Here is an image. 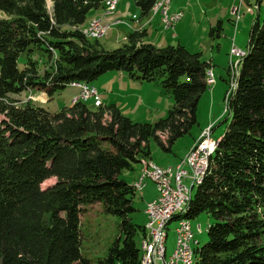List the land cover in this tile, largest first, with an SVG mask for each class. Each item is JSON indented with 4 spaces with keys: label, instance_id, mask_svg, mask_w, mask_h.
Listing matches in <instances>:
<instances>
[{
    "label": "trees",
    "instance_id": "1",
    "mask_svg": "<svg viewBox=\"0 0 264 264\" xmlns=\"http://www.w3.org/2000/svg\"><path fill=\"white\" fill-rule=\"evenodd\" d=\"M155 1L135 0L142 15L151 14ZM51 2L0 0V264H141L137 237L145 224L130 216L137 188L121 172L150 157L151 137L171 149L190 131L210 86L211 63L182 42L145 41V31L131 30L126 41L106 47L82 29L105 0ZM221 28L220 22L212 25L210 34ZM23 51L29 55L21 67ZM114 69L141 80L161 79L174 97L167 115L138 121L114 103L95 107L83 99L51 111L43 101L20 94L52 95L72 80L94 84ZM227 107L226 129L183 214L206 212L211 218L208 239L195 249L197 264H264V19L259 16ZM50 177L54 181L44 185ZM95 202L121 218V233L96 261L83 252L81 228L85 205Z\"/></svg>",
    "mask_w": 264,
    "mask_h": 264
},
{
    "label": "rangeland",
    "instance_id": "2",
    "mask_svg": "<svg viewBox=\"0 0 264 264\" xmlns=\"http://www.w3.org/2000/svg\"><path fill=\"white\" fill-rule=\"evenodd\" d=\"M182 1H184V3L180 4L179 8L184 11V15L176 21L174 25L166 26L163 21L161 23L156 22L151 30L153 29V33L156 36H174V38H176L175 43H179V39H183L188 43L189 46L187 47L190 50H200L205 60L215 56V63L212 66L216 80L201 95L197 109V122L193 124L190 131L180 135L172 143L171 149L164 148L157 138H150L149 145L153 156V158H151L161 165L166 166L175 163L179 159L181 160L191 144H193L195 139L199 136L200 132L209 126L208 124L212 126V136L214 138L219 139V135L225 131L228 119L231 116L227 107L228 102L226 101V95L229 88L232 90V85H230L229 81V65L231 62L230 46L233 42L232 37L235 34V43L247 49L254 20L258 16L261 21L264 19V0H179L178 2ZM49 3L52 4L51 0H49ZM103 4L100 6L104 7L107 13H111L107 17L109 23L108 31L105 35L100 37L101 42H103L106 47H116L123 41H126L129 36V31L131 30L146 32L142 20L140 18L135 20L132 17L134 11L137 10L134 0H118L114 11H108L109 6L106 1ZM234 6H239L240 10L243 11L241 18L238 20L236 31L233 22L234 13L232 12ZM152 13L153 11H151V14ZM91 14H89V16ZM94 16L95 15L92 17ZM92 17H89L88 22ZM118 17L126 19L129 23L118 22L113 24L114 18L116 19ZM134 20L137 24L133 23ZM219 22L222 25L220 33L211 35V26L217 25ZM120 23L128 26L129 30L123 29L124 26L122 27ZM142 38L145 41L150 40L145 35ZM160 38L163 39L164 37ZM155 42L158 41L155 40ZM219 43L222 44L221 49L218 47ZM161 44L163 43H157V45ZM28 55L29 53L27 51H23L20 54L19 65L21 67L26 65ZM32 55L33 58L36 59L39 53L33 51ZM42 57L46 58V54H42ZM127 77H130L127 72L114 69L104 72L99 78L93 81L99 90H102L104 99L101 96L103 101L101 104L114 103L120 107L124 114L138 121L154 122L156 119L167 115L169 109L174 104V97L172 92L163 85L161 79L141 80L139 78H132L131 82H128V80L126 81ZM79 92V86L68 84L59 88L52 95H49V99L43 104L51 111H58L64 106L75 103L73 102V97ZM20 94L24 99H27V97H31L32 91L26 90ZM84 100L91 102V105L95 107L101 105L96 103V98L94 99V97L85 98ZM160 135V137L168 143L169 139L167 134L160 131ZM134 165V168L123 169L121 172V176L130 182L137 179L141 172L140 161L135 162ZM53 181L54 177H50L43 184H49ZM145 181V184L140 190H137L135 195L134 203L136 209L130 213L132 220L139 224H146L147 222V215L144 211L146 202L157 197L159 194L157 183L153 179L146 178ZM196 189L197 185L194 186L193 193ZM190 219L195 238L199 240V243H194V245L201 246L208 239L207 228L211 222V218L209 214L202 212ZM120 222L121 218L115 214L106 212L100 202L85 205L84 213L81 215L83 252L94 261H96L98 257L105 255L112 241L121 233ZM177 224V218H173L168 223L167 257H170L176 247ZM199 224L202 226L201 231L199 230ZM137 238H141V235L138 234ZM159 264H162L160 260ZM193 264H197L196 261H194Z\"/></svg>",
    "mask_w": 264,
    "mask_h": 264
},
{
    "label": "built area",
    "instance_id": "3",
    "mask_svg": "<svg viewBox=\"0 0 264 264\" xmlns=\"http://www.w3.org/2000/svg\"><path fill=\"white\" fill-rule=\"evenodd\" d=\"M109 6L108 11H113L118 0H105ZM172 0H156L152 6L153 13L160 11L162 21L166 26H172L183 15V10H171ZM233 22L235 31L238 20L242 16L239 6H234ZM135 20L139 19L137 13L132 16ZM127 22L126 19H117L114 23ZM109 23L102 20V17L95 15L90 19L87 25L82 29L86 35L93 38H100L108 31ZM233 42L230 46L231 62L229 65L230 85L226 95L228 102L230 92L234 90L237 84V78L240 71V60L247 52L235 43V34L232 37ZM236 57V58H235ZM206 79L211 85L216 77L213 66L209 65L206 69ZM72 85L80 86V92L73 97L76 102L78 99L96 98V103H103L99 89L96 85L86 81L72 80ZM32 96V94L30 95ZM212 126L204 128L194 143L187 150L181 160L175 165L163 166L151 157L141 159V172L137 179L133 181L137 190H140L145 184L146 178L153 179L158 186L159 194L152 200L147 201L145 211L147 222L145 224V233L141 235L140 247L142 250L141 264H193L196 259L195 244L199 240L195 238L191 219L183 213L187 211L189 200L193 194V188L201 182L209 166L210 154L215 150L218 138L212 136ZM178 219L176 226L177 241L174 252L167 257V236L168 223L173 219ZM199 230H202L199 224Z\"/></svg>",
    "mask_w": 264,
    "mask_h": 264
},
{
    "label": "crops",
    "instance_id": "4",
    "mask_svg": "<svg viewBox=\"0 0 264 264\" xmlns=\"http://www.w3.org/2000/svg\"><path fill=\"white\" fill-rule=\"evenodd\" d=\"M135 1V0H134ZM179 0H175V1H171V10H182V9H180L179 8V5L180 4H182V3H184V1H182V2H178ZM136 3V2H135ZM136 6H137V10H135L134 11V13H137L138 14V16H139V18L142 20V22L144 23V29H146V34H145V36H147L150 40H152L154 43H163V44H161L160 46H162V45H164V44H167V43H175L176 41H175V39L176 38H174V36H170V35H164V36H162V35H155L154 33H153V29L151 30V28L154 26V24L157 22V23H161L162 22V15H161V12L160 11H157L156 13H152V14H150V15H142V13H141V9H140V7L136 4ZM116 9V8H115ZM114 11V10H113ZM99 12V13H98ZM91 17L93 16V15H99V16H101L102 17V20L104 21V22H106V23H108V21H107V17H108V15H110L111 13H107L106 12V10L104 9V7H102V6H100V7H96V8H94L92 11H91ZM121 17H118V18H114V20H113V24H115L114 23V21L115 20H117V19H120ZM134 24H137V22L134 20V22H133ZM120 25H122V27H123V29H128L129 27L128 26H126V25H124V24H122V23H120ZM126 26V27H125ZM129 30V29H128ZM125 31V30H124ZM173 34H175V33H173ZM160 37H164L163 39L162 38H160ZM155 40H157L158 42H155ZM179 42H182V43H184L185 45H187V46H189L188 45V43L186 42V41H184L183 39H179ZM103 43V42H102ZM104 44V43H103ZM221 43H219V45H218V47L221 49V47H222V44L220 45ZM207 61H209L210 63H211V65H213L214 63H215V56H213L211 59H206ZM126 76V75H125ZM130 76V75H129ZM127 78H130V79H127ZM126 78V81L128 80V82H131V80H132V78H134V77H132V76H130V77H127ZM99 89V88H98ZM100 91V94H101V96H102V90H99ZM78 93H76L75 95H77ZM32 95L33 96H31V97H33V98H35V99H38V100H40V101H43V102H45L46 100H48L49 99V94L46 92V91H44V90H34L33 92H32ZM103 97V96H102ZM103 99H104V97H103ZM208 125H210V124H208ZM208 125H206V126H208ZM214 128V127H213ZM201 133V132H200ZM222 134V133H221ZM220 134V135H221ZM200 135V134H199ZM220 135H219V137H220ZM192 145V144H191ZM190 148V147H189ZM185 155V154H184ZM183 155V156H184ZM150 157H152L153 158V156H152V154L150 155ZM180 161V159L179 160H177L175 163H171L170 165H175V164H177L178 162ZM140 164H141V160H140ZM160 164V163H159ZM163 166H166V165H163ZM135 167V166H134ZM134 181V180H133ZM132 181V182H133ZM149 201V200H148ZM147 203V202H146ZM146 207V206H145ZM144 211H145V209H144ZM145 213H146V211H145ZM147 215V214H146Z\"/></svg>",
    "mask_w": 264,
    "mask_h": 264
},
{
    "label": "bare ground",
    "instance_id": "5",
    "mask_svg": "<svg viewBox=\"0 0 264 264\" xmlns=\"http://www.w3.org/2000/svg\"><path fill=\"white\" fill-rule=\"evenodd\" d=\"M243 57V56H242ZM95 99V98H94ZM145 232V231H144ZM141 259V258H140Z\"/></svg>",
    "mask_w": 264,
    "mask_h": 264
}]
</instances>
